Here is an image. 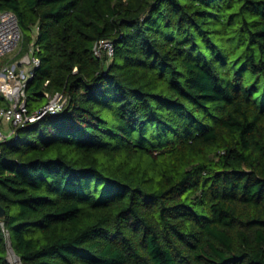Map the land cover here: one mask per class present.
Masks as SVG:
<instances>
[{
  "label": "trees",
  "instance_id": "obj_1",
  "mask_svg": "<svg viewBox=\"0 0 264 264\" xmlns=\"http://www.w3.org/2000/svg\"><path fill=\"white\" fill-rule=\"evenodd\" d=\"M3 10L38 48L29 111L67 101L1 143L0 264H264V0Z\"/></svg>",
  "mask_w": 264,
  "mask_h": 264
},
{
  "label": "built area",
  "instance_id": "obj_2",
  "mask_svg": "<svg viewBox=\"0 0 264 264\" xmlns=\"http://www.w3.org/2000/svg\"><path fill=\"white\" fill-rule=\"evenodd\" d=\"M21 41L22 32L16 14L10 10L0 11V58L11 53ZM37 49L31 45L28 52L16 62L4 64L0 68V96L4 101L0 105V153L1 143L13 135L17 127L33 122L45 114H56L66 104L67 98L62 92H44L46 102L29 111L26 86L34 69L40 65L39 58L34 54ZM93 51L98 56L106 54L111 57L113 43L109 39H100L95 42Z\"/></svg>",
  "mask_w": 264,
  "mask_h": 264
},
{
  "label": "rangeland",
  "instance_id": "obj_3",
  "mask_svg": "<svg viewBox=\"0 0 264 264\" xmlns=\"http://www.w3.org/2000/svg\"><path fill=\"white\" fill-rule=\"evenodd\" d=\"M24 48V44L23 41H21L20 45L17 46V48H15L11 53L3 56L2 58H0V68L4 65V64H11L16 62L19 58H21L24 54H26L28 52L24 51L23 53H21V55H19L18 57L16 56V54L22 50ZM29 102H34L33 104H35V106L40 107L45 101L44 98H40V100H36V99H30ZM36 107V108H37ZM29 108V106H28ZM31 111L33 109H30ZM7 258L9 260V262L11 264H19V259L17 256H15L11 251L8 252Z\"/></svg>",
  "mask_w": 264,
  "mask_h": 264
},
{
  "label": "water",
  "instance_id": "obj_4",
  "mask_svg": "<svg viewBox=\"0 0 264 264\" xmlns=\"http://www.w3.org/2000/svg\"><path fill=\"white\" fill-rule=\"evenodd\" d=\"M4 209L0 206V217H3L4 216Z\"/></svg>",
  "mask_w": 264,
  "mask_h": 264
},
{
  "label": "bare ground",
  "instance_id": "obj_5",
  "mask_svg": "<svg viewBox=\"0 0 264 264\" xmlns=\"http://www.w3.org/2000/svg\"><path fill=\"white\" fill-rule=\"evenodd\" d=\"M12 252V251H11ZM13 253V252H12Z\"/></svg>",
  "mask_w": 264,
  "mask_h": 264
}]
</instances>
